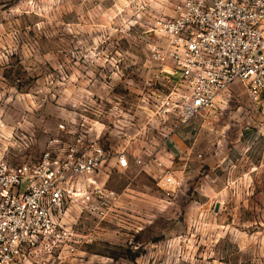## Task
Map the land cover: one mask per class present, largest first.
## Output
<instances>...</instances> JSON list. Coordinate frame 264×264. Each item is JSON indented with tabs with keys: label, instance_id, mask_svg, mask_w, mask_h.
Wrapping results in <instances>:
<instances>
[{
	"label": "rangeland",
	"instance_id": "374dc122",
	"mask_svg": "<svg viewBox=\"0 0 264 264\" xmlns=\"http://www.w3.org/2000/svg\"><path fill=\"white\" fill-rule=\"evenodd\" d=\"M170 1L0 0V161L38 163L53 139L64 149L89 129L107 154L104 192L118 195L71 211L75 253L28 264H264V93L236 82L177 127L151 52Z\"/></svg>",
	"mask_w": 264,
	"mask_h": 264
},
{
	"label": "built area",
	"instance_id": "2783aa9c",
	"mask_svg": "<svg viewBox=\"0 0 264 264\" xmlns=\"http://www.w3.org/2000/svg\"><path fill=\"white\" fill-rule=\"evenodd\" d=\"M169 11L158 20L161 42L153 43L151 52L160 65L156 82L182 91V97L174 92L161 100L165 113L177 111V127L216 109L236 82L260 99L264 0H171ZM60 128L64 131L65 125ZM91 131L64 149L53 139L35 164L0 161V264H28L34 255L52 256L61 250L75 253L80 241L68 226L71 211L88 207L92 195L118 201L115 192L106 194L101 185L98 173L107 154ZM117 166L128 170L129 156L119 154ZM161 186L172 198L180 183L167 175Z\"/></svg>",
	"mask_w": 264,
	"mask_h": 264
}]
</instances>
